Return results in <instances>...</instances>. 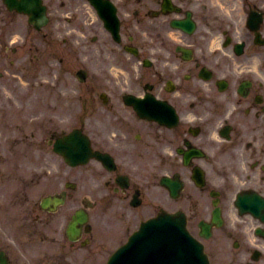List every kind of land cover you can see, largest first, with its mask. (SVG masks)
Segmentation results:
<instances>
[{"label":"flooded vegetation","instance_id":"flooded-vegetation-1","mask_svg":"<svg viewBox=\"0 0 264 264\" xmlns=\"http://www.w3.org/2000/svg\"><path fill=\"white\" fill-rule=\"evenodd\" d=\"M41 4L46 21L36 29L0 0V264H105L140 220L175 211L210 264H264V206L254 216L236 204L246 191L264 197V0ZM30 37L36 61H20ZM77 54L90 68L85 122L74 114L72 126L110 160L62 172L59 104L29 111L21 84L45 80V67L70 73ZM128 94L149 99L153 116Z\"/></svg>","mask_w":264,"mask_h":264},{"label":"rangeland","instance_id":"rangeland-1","mask_svg":"<svg viewBox=\"0 0 264 264\" xmlns=\"http://www.w3.org/2000/svg\"><path fill=\"white\" fill-rule=\"evenodd\" d=\"M29 43H30V45L31 46H35L34 44H33V42H31V37L29 38V41H28ZM37 41H36V45H37ZM33 50L34 49H32V52H33ZM31 53H29V55H30ZM69 86L67 85V83H66V80L65 79H62L61 81H60V88H58V87H55L54 89H48V90H50L49 91V93H48V95H53V98L51 99V101L53 102V103H57V97L58 96H60V98L61 99H63L66 95H68V91H66V89L68 88ZM59 93H63V95L61 96V95H59Z\"/></svg>","mask_w":264,"mask_h":264},{"label":"water","instance_id":"water-1","mask_svg":"<svg viewBox=\"0 0 264 264\" xmlns=\"http://www.w3.org/2000/svg\"><path fill=\"white\" fill-rule=\"evenodd\" d=\"M66 157L67 158L69 157V151L68 150L66 151Z\"/></svg>","mask_w":264,"mask_h":264}]
</instances>
